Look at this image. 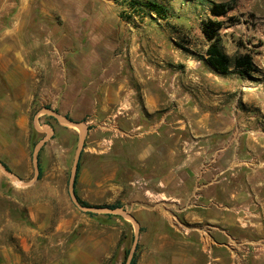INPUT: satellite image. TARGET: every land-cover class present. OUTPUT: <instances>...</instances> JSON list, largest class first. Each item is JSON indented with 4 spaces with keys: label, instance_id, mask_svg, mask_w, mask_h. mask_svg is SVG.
<instances>
[{
    "label": "rangeland",
    "instance_id": "rangeland-1",
    "mask_svg": "<svg viewBox=\"0 0 264 264\" xmlns=\"http://www.w3.org/2000/svg\"><path fill=\"white\" fill-rule=\"evenodd\" d=\"M158 1L171 6L172 19L153 21L142 14L127 21L120 18L130 14L126 5L72 0L75 9L87 7L88 13L74 12L66 22L58 15L54 28L39 29L54 38L67 69L54 92L45 95L41 86L36 94L26 135L1 126L0 264H128L134 254L137 264H192L190 256L209 264L206 253L191 249L184 237L208 234L210 222L184 218L207 212L208 202L197 200V191L186 203L169 197L174 185L162 187L148 173L165 158L145 159V144L150 139L163 152L159 136H197L207 127H226L229 135L256 129L246 120L264 119L250 101L251 89L264 85V0H210L234 7L218 19L225 24L220 35L230 57L251 53L258 72L249 78L214 75L203 63L208 43L200 25L209 17L207 0ZM8 91L0 78V99ZM108 92L119 102L103 109ZM3 113L0 108L1 120ZM82 130L76 198L92 207L117 205L138 227L120 214L76 205L70 186ZM237 261L233 251L231 263Z\"/></svg>",
    "mask_w": 264,
    "mask_h": 264
},
{
    "label": "crops",
    "instance_id": "crops-1",
    "mask_svg": "<svg viewBox=\"0 0 264 264\" xmlns=\"http://www.w3.org/2000/svg\"><path fill=\"white\" fill-rule=\"evenodd\" d=\"M72 4V0H0V78L9 88L0 99V108L5 111L0 132L2 126L8 133L16 130L26 135L32 101L41 86H45V95L52 93L61 83V76L66 75L54 38L41 36L39 29L54 28L58 15L65 21L74 12L79 17L88 13L87 7L75 9ZM211 73L216 75L213 70ZM251 90L255 100L250 101L264 117V85ZM118 102L115 93L110 92L102 108ZM255 117H247L246 125L256 124V129H245L238 135H229L226 127L218 131L207 127L197 136L179 132L178 136H159L163 152L150 139L145 144V159L165 158L160 166L147 169L151 180L160 186L174 185L169 197L186 203L197 191V200L208 202L207 212L191 211L184 216L196 223L210 222L208 234L190 232L184 237L191 249L206 253L209 264H225L227 257V264H264V119ZM233 251L238 252L235 263H231ZM190 259L197 264L198 259Z\"/></svg>",
    "mask_w": 264,
    "mask_h": 264
},
{
    "label": "trees",
    "instance_id": "trees-1",
    "mask_svg": "<svg viewBox=\"0 0 264 264\" xmlns=\"http://www.w3.org/2000/svg\"><path fill=\"white\" fill-rule=\"evenodd\" d=\"M117 5H126L130 14L121 13L120 18L123 20H131L133 16H149L153 21L163 20L168 21L174 17V11L170 5L158 0H112ZM207 11L209 17L203 20L200 25L201 33L208 43L206 57L202 58L203 63L221 76L238 75L241 78H249L253 73L258 72V68L254 64L251 53L238 54L230 57L224 50L222 38L220 35L221 29L224 27V22L219 21L220 18H225L234 7L230 3H216L207 0ZM49 109V108H48ZM40 167V166H39ZM8 170V168H6ZM80 173V163L78 165L75 185ZM40 176L42 171L40 169ZM76 194V189H75ZM77 195V194H76ZM79 203L84 207H92L91 204L81 200L78 196ZM98 208L117 209V205H110ZM129 252H126V256ZM138 263V255L134 254L130 264Z\"/></svg>",
    "mask_w": 264,
    "mask_h": 264
},
{
    "label": "water",
    "instance_id": "water-1",
    "mask_svg": "<svg viewBox=\"0 0 264 264\" xmlns=\"http://www.w3.org/2000/svg\"><path fill=\"white\" fill-rule=\"evenodd\" d=\"M50 115H54L56 116L54 113L52 112H49ZM60 121H62L63 123L65 124H69V125H72V126H77L78 127V124L67 119V118H63V119H60ZM82 136H81V140H80V143H79V148H78V151H77V154H76V159H75V164H74V172H73V179H72V182H71V186H70V190H71V195L76 203V205L81 208L82 210L86 211V212H93V213H103V214H120L130 220H132L138 227V223L136 221V219L131 215L129 214L126 210L120 208V209H104V208H98V207H84L82 206L79 201L77 200L76 198V194H75V177H76V173H77V169H78V165H79V162H80V158H81V152H82V149H83V146H84V142H85V132L84 130H82ZM43 145L40 144L39 145V148ZM35 168H36V171L39 172V163H38V160L36 159L35 160ZM7 173V169H4ZM138 231L137 230V235H138ZM137 235H136V241H135V245H134V248H133V251H132V254H131V257L133 256V253L136 251V248H137ZM130 264V262L128 263Z\"/></svg>",
    "mask_w": 264,
    "mask_h": 264
},
{
    "label": "bare ground",
    "instance_id": "bare-ground-1",
    "mask_svg": "<svg viewBox=\"0 0 264 264\" xmlns=\"http://www.w3.org/2000/svg\"><path fill=\"white\" fill-rule=\"evenodd\" d=\"M246 211V210H245Z\"/></svg>",
    "mask_w": 264,
    "mask_h": 264
}]
</instances>
